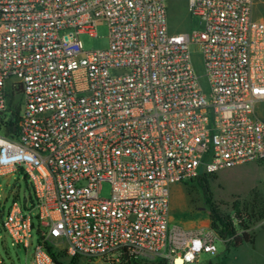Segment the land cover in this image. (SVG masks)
Returning <instances> with one entry per match:
<instances>
[{
    "label": "built area",
    "instance_id": "2783aa9c",
    "mask_svg": "<svg viewBox=\"0 0 264 264\" xmlns=\"http://www.w3.org/2000/svg\"><path fill=\"white\" fill-rule=\"evenodd\" d=\"M169 1L0 0V178L32 191L0 201V231L25 252L35 231L28 264H58L60 244L77 264L216 254L209 226L171 223V188L264 162V0H186L201 29L185 33L169 32ZM99 25L108 47L83 51Z\"/></svg>",
    "mask_w": 264,
    "mask_h": 264
},
{
    "label": "rangeland",
    "instance_id": "374dc122",
    "mask_svg": "<svg viewBox=\"0 0 264 264\" xmlns=\"http://www.w3.org/2000/svg\"><path fill=\"white\" fill-rule=\"evenodd\" d=\"M264 8V4L262 6ZM167 23L171 33H185L200 30L201 22L197 17H191L187 12L186 0H171L167 3ZM83 51L103 50L108 47V29L106 25H99L95 36L86 34L79 36ZM191 64L195 75L199 79L204 94H208V84L205 77L201 51L197 45L189 47ZM257 116L264 121V102L255 107ZM264 182V162H253L237 165L230 169L218 171L208 183V194L201 187L198 180L189 183L177 184L171 188L169 214L172 224L183 228L210 227L209 210L206 197L212 203L220 206L221 212L229 214L233 202H244L249 199L252 190L262 191ZM32 191L27 179L21 173H14L0 178V201L7 210L13 201L23 205L24 198L28 199ZM110 195V186L103 182L99 197L106 199ZM214 256L202 254L197 264H264V221L256 224L251 230V240L232 247L231 239L222 238L217 231ZM37 244V235L33 232L32 246L27 252L22 246H15L11 239L0 231V257L3 264H28ZM64 245L60 244L61 252ZM61 263L67 264L70 260L63 255Z\"/></svg>",
    "mask_w": 264,
    "mask_h": 264
},
{
    "label": "trees",
    "instance_id": "16d2710c",
    "mask_svg": "<svg viewBox=\"0 0 264 264\" xmlns=\"http://www.w3.org/2000/svg\"><path fill=\"white\" fill-rule=\"evenodd\" d=\"M213 176L214 174L200 170L196 179L185 183L198 180L207 195L209 192L208 183ZM206 201L208 203L210 228L216 233L219 231L222 238H230L232 247L250 242L252 228L259 222L264 221V182L262 191L252 190L248 200L241 203L233 202L228 215L223 214L220 206L212 203L209 196L206 197ZM47 251L55 262L63 264L60 261V258L64 255L63 251L56 252L49 245L47 246ZM67 264H77V261L70 260Z\"/></svg>",
    "mask_w": 264,
    "mask_h": 264
},
{
    "label": "crops",
    "instance_id": "0c3cea01",
    "mask_svg": "<svg viewBox=\"0 0 264 264\" xmlns=\"http://www.w3.org/2000/svg\"><path fill=\"white\" fill-rule=\"evenodd\" d=\"M174 186H175V185H174ZM174 186H173V187H174Z\"/></svg>",
    "mask_w": 264,
    "mask_h": 264
}]
</instances>
